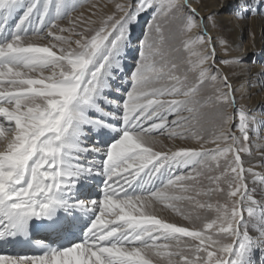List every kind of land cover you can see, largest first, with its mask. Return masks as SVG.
<instances>
[{
	"label": "snow or ice",
	"instance_id": "1",
	"mask_svg": "<svg viewBox=\"0 0 264 264\" xmlns=\"http://www.w3.org/2000/svg\"><path fill=\"white\" fill-rule=\"evenodd\" d=\"M203 8L0 0V264H264V0Z\"/></svg>",
	"mask_w": 264,
	"mask_h": 264
},
{
	"label": "bare ground",
	"instance_id": "2",
	"mask_svg": "<svg viewBox=\"0 0 264 264\" xmlns=\"http://www.w3.org/2000/svg\"><path fill=\"white\" fill-rule=\"evenodd\" d=\"M200 4L204 5L202 14H205L208 10V7L215 5L218 3V0H198ZM194 6H197L194 4ZM197 10L201 11V8L197 6ZM225 21L229 23V27H232V31L229 33V38L231 40L237 41V42H243L244 48L246 52L252 51V39L249 36V32L255 34L254 41H255V50L259 53L261 50H264V19H261L259 17L253 18L250 21L247 22H236L235 27L232 26L230 17L225 14L224 17ZM219 51V50H218ZM264 55H257L254 58L261 59ZM257 59H255V63L251 65H245V68L251 67L253 72H259L261 68L263 67L262 64L258 63ZM264 61V57H263ZM225 72L230 75L233 82L237 85L243 82L242 74L239 70H236L235 72L231 71L230 69H225ZM259 89L255 88L252 90V99L244 101L245 103H248L250 106L256 108V111L259 112L261 109L258 107L259 101L262 99V96L258 93ZM264 96V93H262ZM165 143H168V141H165ZM177 143H180V141H177ZM253 154L250 158H248V162H250L252 165L258 166L261 163L260 155H259V144L258 142H253ZM256 170L258 171L259 168L257 167ZM257 192H259V188H257ZM259 199V196L256 197ZM162 215L168 216L170 220H177L179 221V217H174L169 215L167 212L162 213ZM6 254V253H3Z\"/></svg>",
	"mask_w": 264,
	"mask_h": 264
},
{
	"label": "rangeland",
	"instance_id": "3",
	"mask_svg": "<svg viewBox=\"0 0 264 264\" xmlns=\"http://www.w3.org/2000/svg\"><path fill=\"white\" fill-rule=\"evenodd\" d=\"M145 19H147V17H145ZM143 24H144V21L142 20L141 23H140V25H138V26L135 28V30H134V36H135V37H140L141 32H142V30H143ZM263 57H264V56H263ZM263 57H261V59H257V58H254V59H257L258 63L262 64L263 67H264ZM258 93L262 96V98H264V96L262 95V93H261L260 91H259ZM258 171H259V170H258Z\"/></svg>",
	"mask_w": 264,
	"mask_h": 264
}]
</instances>
